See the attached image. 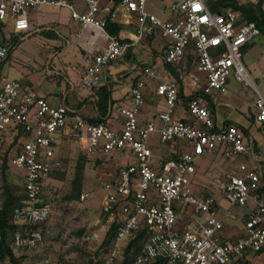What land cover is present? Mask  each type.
<instances>
[{
  "label": "built area",
  "instance_id": "2783aa9c",
  "mask_svg": "<svg viewBox=\"0 0 264 264\" xmlns=\"http://www.w3.org/2000/svg\"><path fill=\"white\" fill-rule=\"evenodd\" d=\"M209 1L213 0L162 3L159 7L169 11V18L161 19L147 9L151 0H0V24L10 34L28 33L29 12L43 6L65 7L74 22L104 33L100 49L83 56L81 85L85 88H98L105 69L124 58L131 46L105 31L108 21L117 22L122 16L125 23H135L137 40L156 31L167 39L165 65L179 63L190 51L196 70L192 79L201 91L184 102L175 80L163 77L154 64L142 66L129 88L128 105L116 107L118 125L111 126L104 120L90 122L65 104L51 105L30 85L0 72V158L12 144L7 160L22 171L25 190L12 211V221L25 231L13 232L15 248L32 250L42 240L41 231L29 226L49 216L55 188L48 186V175L61 166L55 147L67 135L87 155L101 153L107 158L124 150L131 155L130 162L102 182L106 199L101 212L121 216L114 245L101 264H115L120 243L141 226L148 227L150 235L134 264H264V190L260 194L264 147L258 158L252 142L235 123L217 125L207 100L215 92L225 94L228 79L233 77L253 89L255 121L264 128V95L242 59L243 49L260 30L254 22L240 19L235 7L212 11ZM233 1L239 6L245 0ZM8 48L0 41V63ZM76 66L71 64V68ZM151 82L164 107L143 121L140 110ZM178 106L188 117H176ZM153 133L160 143L182 141L185 148L176 158L163 160L149 147ZM216 149L225 163L223 173L208 191L193 193L190 185L197 159ZM43 188H47L46 196H41ZM220 198L227 205L222 206ZM191 206L195 227L184 228L180 214ZM224 218L239 223L229 227Z\"/></svg>",
  "mask_w": 264,
  "mask_h": 264
},
{
  "label": "rangeland",
  "instance_id": "374dc122",
  "mask_svg": "<svg viewBox=\"0 0 264 264\" xmlns=\"http://www.w3.org/2000/svg\"><path fill=\"white\" fill-rule=\"evenodd\" d=\"M177 0H151L147 5V9L154 12L161 19L169 18V11L160 9L159 5L165 3L170 4ZM264 8V4H263ZM30 29L26 34H22V38L13 50L10 60L6 63L5 72L11 76H16L21 81L25 77L33 79L41 75H48L51 70L48 68V63L51 59L52 43L54 41L45 40V37L39 31L42 25L51 26L50 22L53 19H59L65 23L69 20V11L65 7H50L43 6L38 11L29 12ZM73 39V38H72ZM71 39V40H72ZM73 41H75L73 39ZM64 39L60 38L57 44L61 46ZM243 62L250 74L251 79L256 83L260 92L264 95V35L258 34L254 36L252 43L243 53ZM55 60V58H54ZM53 60V61H54ZM53 73H56V68ZM55 76V74H53ZM56 77V76H55ZM129 79L126 81L120 79L117 84V90L123 92L128 88ZM151 89L147 87L146 96L149 98ZM214 101L227 102L234 107L236 102L241 105V110L250 115L254 113V107L251 105V100H254L255 93L253 89L244 83L237 82L233 77L228 79V91L225 94L215 92L211 97ZM238 99V100H235ZM253 130V129H252ZM166 145L169 148H174L175 144H163L158 142L156 133H153L149 138V147L159 153ZM70 151L68 149L62 151V155L66 156L67 162L62 164V168H68L72 171V165L75 163L80 147L77 142L70 144ZM88 157L89 161L86 165L83 179L82 194L84 198L78 201H71L65 205L63 202L56 203L51 208V213L45 222L44 235L39 245L28 250L23 259V264H98L90 263L92 260H103L105 258L108 248H100L99 245L106 232L107 226L112 219V215L107 216V219L101 213V206L106 199V190L102 187V182L111 179L117 168L120 166V160L117 156L105 157ZM219 156L212 152L204 153L197 159L196 172L191 182V189L193 193H205L211 184L218 181V178L224 171L225 164L223 159H218ZM22 171L9 165L7 170L8 183L11 186L21 187ZM59 183L57 181L48 180V186L57 190ZM67 189V182L60 190ZM0 190H1V175H0ZM219 197V196H217ZM222 206L227 205L226 201L220 198ZM192 213V214H191ZM120 218V214L117 213ZM189 217V218H188ZM192 206L186 210V213L180 214L181 222H187L194 219ZM226 225L229 227L236 226L238 221L224 218ZM83 229V233L78 231ZM90 235V240H85V236ZM127 241L120 243L117 251V260H120V252ZM95 252L98 254L96 255ZM16 251V254H20ZM116 260V261H117ZM2 264H9L6 260Z\"/></svg>",
  "mask_w": 264,
  "mask_h": 264
},
{
  "label": "crops",
  "instance_id": "0c3cea01",
  "mask_svg": "<svg viewBox=\"0 0 264 264\" xmlns=\"http://www.w3.org/2000/svg\"><path fill=\"white\" fill-rule=\"evenodd\" d=\"M33 18L34 15L31 19L29 18V22ZM50 22H53L52 27L46 25L42 26H44L47 30H53L55 36H52V33L47 32V34L45 32H40L45 37V40L55 42L51 45L52 53L51 59L48 63V68L51 70V73L48 75L43 74L41 76L34 77L33 79L25 77L21 80V82L33 87L35 91L40 96L44 97L51 105L66 104L67 106L81 112L86 118L97 117L98 108L96 105V90L88 89L81 85L83 70L81 63L85 53L89 51L97 52L105 43L104 33L92 28L91 26L84 28L79 23L74 22L70 16L67 23L59 20L58 18L53 19ZM117 22L122 25V29L118 36L122 40L130 42V53L132 54V57H130L131 60H126L124 56V58L112 62L103 73L102 83L100 86L107 85L112 88V101L109 106L107 116L105 117V121L108 124L111 126L118 125L119 117L116 113V107L120 105H128L129 88L136 79L139 69L145 65L154 64L158 66L163 71V77H166V79L176 80V75L179 76L181 83L178 86V89H181L184 95H188L195 91H199V95H201L200 85L194 83L192 79V76L196 74V70L193 66L190 51H186L184 57L179 63L170 66L165 65L163 61L167 42L165 37L156 31L137 40V27L133 21L125 23L121 16ZM2 32L6 38H8L11 34H14L7 33L4 26H2ZM60 38L64 39L61 46L57 44ZM72 38L75 41H73ZM7 62H5L2 66L1 72L11 78L18 79V77L11 76L9 73L5 72ZM71 64H76V68H71ZM54 68H56V73H53L54 71H52L55 70ZM53 74H55L56 77ZM127 78L129 79V83L127 85L128 88L123 92H119V90H117L118 81L120 79L126 81ZM147 87L151 89L149 98L146 96ZM147 87L144 92L145 105L140 110L139 115L143 121H145L146 118L154 117L156 113L164 107L162 99L154 94V83H149ZM214 94L215 93L211 96ZM235 100L238 99L235 98ZM212 102L214 103L213 117L217 125H226L227 122L241 125L242 127L248 129V139L251 142L255 140L256 144L261 146L263 149L264 128L254 120L253 112H251L250 115L245 114L241 110V105L237 106V104H240L239 102H236L234 107H231V105L227 102H218L213 99ZM250 102H252V100ZM176 117H188L182 106H178L176 110ZM184 148V142L179 141L175 144L174 148L168 149V147L164 145V148L158 154L155 153L154 149H152V151L155 155L161 156L164 160L173 158L172 156L176 157ZM211 152L216 154V156H219L218 159H220L221 153L219 149ZM101 155V153H98L94 156L99 157ZM113 156L114 158L115 156L118 157L120 165H124L126 162L131 161V155L128 150H124L121 154H112V157ZM195 218L196 217H194V219L190 222H188L190 219H188L187 222H182L184 224V228H194L196 223Z\"/></svg>",
  "mask_w": 264,
  "mask_h": 264
},
{
  "label": "trees",
  "instance_id": "16d2710c",
  "mask_svg": "<svg viewBox=\"0 0 264 264\" xmlns=\"http://www.w3.org/2000/svg\"><path fill=\"white\" fill-rule=\"evenodd\" d=\"M264 0H245L241 5H236V3L233 0H213L209 1V6L212 11H216L218 9H223L226 7H235L238 9L239 12V18L246 20L248 22H254L257 28L260 30L259 34L264 35V8H263ZM122 29V25L118 22H110L108 21L105 25V31L109 35H119V32ZM41 32L45 33H52V36H55L53 33V30L46 29L45 27H42ZM47 33V34H48ZM119 37V36H118ZM22 38V34H11L8 38H6L3 35L2 32V25L0 24V41L6 43L9 48L7 52V56L4 58L3 61L0 63V72L2 69V66L5 62H7L10 58V56L13 53V50L17 47L20 40ZM252 43V41L250 42ZM250 43L245 46L243 49V53L245 50L249 47ZM132 54L130 53V47L127 49L125 53V59L131 60ZM170 66V65H169ZM176 83L179 86L181 83V79L179 76L176 75ZM97 94V100L96 105L98 108V116L97 117H91L88 118L90 122L97 123L100 121H105V117L107 116L109 106L111 104V94H112V88L107 85L99 86L95 89ZM179 90V96L181 99H183L184 102H187L189 99L199 96L200 92L195 91L193 93H190L188 95H184L181 89ZM212 96H207V99L209 101V106L211 109V112L213 114L214 109V103L212 102ZM66 105V104H65ZM78 111V110H76ZM255 120V115L253 116ZM231 122H227V124H230ZM259 124V123H258ZM237 125V124H236ZM260 125V124H259ZM241 131L247 136L248 135V129L242 127L241 125H237ZM61 140L56 143L55 150L57 152V155L61 161V166L59 169H56L49 173V180L57 181L59 185L57 186V190L55 189L54 195L50 200L51 208L56 205V203L63 202L65 205L69 204L71 201H78L80 199V196L82 194V188H83V179H84V172L86 169V165L89 161L86 153H84L82 150H79L75 163L72 165V171L69 172L68 168H62V164L67 162L66 156L62 155L61 150H69L70 144L75 142L73 139L68 137L67 135H64L60 138ZM17 138H14L13 142H16ZM167 144V143H166ZM253 144V151L256 157L262 156V148L261 146H258L256 144V141H252ZM12 144L5 147L3 150L2 156L0 158V175H1V190H0V264L4 263L6 260L9 261V264H23L22 261L26 257V252L28 250L22 249V248H15L12 245V234L15 230L21 231V233H24V228L15 224L12 221V211L13 208L19 204L20 200L25 196V190L23 187V182L21 183V187L17 186H11L8 183L7 179V170L9 168V162L7 160V152ZM173 158H176L175 156H172ZM171 159V158H168ZM164 159V160H168ZM65 165V164H64ZM22 178V177H21ZM65 182H67V189L60 192L62 187L65 185ZM264 190V180L263 185L260 189V194ZM47 195V188H43V191L41 193V196ZM51 213V210H50ZM49 213V216H50ZM103 218L105 217L107 219V216H109L108 213H103ZM48 216V217H49ZM48 219V218H47ZM46 219V220H47ZM46 222V221H45ZM45 222L41 224L36 225H30V229H39L42 233V236L44 235V228H45ZM120 224V218L118 215H115L112 217L111 221L109 222L106 232L103 236V239L101 241V244L99 245L100 248H110L114 245L115 235L117 228ZM83 229H80L78 231L79 234L83 233ZM150 235V231L148 227L141 226L135 230H133L131 237L128 239V241L125 243L123 248L120 252V260H117L115 264H134V261L137 257V255L141 252L142 247L147 240L148 236ZM20 251L21 253L18 255L16 254V251ZM97 255L98 253L95 252ZM90 263L95 262L98 264L102 263V260H92L89 259Z\"/></svg>",
  "mask_w": 264,
  "mask_h": 264
}]
</instances>
